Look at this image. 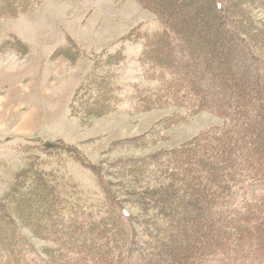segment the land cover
<instances>
[{"label":"trees","instance_id":"16d2710c","mask_svg":"<svg viewBox=\"0 0 264 264\" xmlns=\"http://www.w3.org/2000/svg\"><path fill=\"white\" fill-rule=\"evenodd\" d=\"M139 1L161 27L142 35L138 59L151 80L134 86V108L171 106L176 118L208 111L223 119L222 126L170 157L137 164L126 159L122 167L114 162L129 175L119 190L101 167L85 162L104 195L98 207L58 182L30 153L0 198V264H264V28L252 13L257 0ZM35 5L0 0V14ZM258 7L264 17V2ZM226 41L233 46L221 55ZM111 73L92 70L79 103L93 90L92 102L113 108L121 86ZM50 153L84 160L63 144ZM120 196L141 214L142 234L132 227ZM21 228L53 246L38 251ZM195 231H206L209 239L187 238ZM99 246L106 252L92 251Z\"/></svg>","mask_w":264,"mask_h":264},{"label":"rangeland","instance_id":"374dc122","mask_svg":"<svg viewBox=\"0 0 264 264\" xmlns=\"http://www.w3.org/2000/svg\"><path fill=\"white\" fill-rule=\"evenodd\" d=\"M35 1L31 10L12 16L0 14V198L14 173L33 153L58 182L72 185L84 202L98 207L104 195L85 166L87 162L101 167L119 190L129 175L119 173L114 162L122 167L126 159L137 164L168 156L205 131L222 126L223 119L208 111L187 112L176 118L171 106L144 111L134 108V86L151 80L143 74L138 59L144 48L142 35L161 27L157 16L139 0ZM263 2L257 0V12L252 13L259 21L257 26L264 28L258 7ZM232 46L226 41L218 48L220 54L225 55V49ZM225 65L231 67V63ZM92 70L111 71L121 86L116 92L120 100L113 108L92 102L93 90L79 103L81 85ZM62 144L79 150L84 163L69 154L50 153ZM24 147L30 148L28 154ZM126 199L122 204L131 215L132 227L142 234L137 222L141 214L127 206ZM21 233L38 251L47 252L53 246L26 228H21ZM54 234L58 235L57 231ZM192 235L209 239L206 231H195L187 238ZM98 248L92 251L106 252L104 247Z\"/></svg>","mask_w":264,"mask_h":264}]
</instances>
